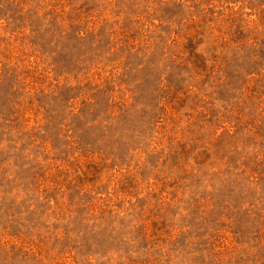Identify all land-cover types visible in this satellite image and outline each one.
Listing matches in <instances>:
<instances>
[{
	"label": "rangeland",
	"instance_id": "374dc122",
	"mask_svg": "<svg viewBox=\"0 0 264 264\" xmlns=\"http://www.w3.org/2000/svg\"><path fill=\"white\" fill-rule=\"evenodd\" d=\"M0 264H264V0H0Z\"/></svg>",
	"mask_w": 264,
	"mask_h": 264
}]
</instances>
